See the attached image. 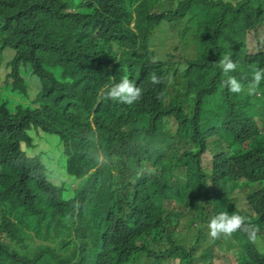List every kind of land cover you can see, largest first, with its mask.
<instances>
[{
    "label": "trees",
    "instance_id": "1",
    "mask_svg": "<svg viewBox=\"0 0 264 264\" xmlns=\"http://www.w3.org/2000/svg\"><path fill=\"white\" fill-rule=\"evenodd\" d=\"M260 26L264 0H0V264H214L219 246L264 264V43L245 46ZM124 76L132 105L105 98ZM32 130L58 137L62 182ZM222 212L247 221L206 248L180 239Z\"/></svg>",
    "mask_w": 264,
    "mask_h": 264
},
{
    "label": "rangeland",
    "instance_id": "2",
    "mask_svg": "<svg viewBox=\"0 0 264 264\" xmlns=\"http://www.w3.org/2000/svg\"><path fill=\"white\" fill-rule=\"evenodd\" d=\"M55 6H59L62 3H64L65 0H54ZM264 43V26H260L258 31L256 33L250 32L245 41V46L247 49V54L252 55L256 54V50L258 47ZM186 51L180 53L179 50H175V54L179 58H184L183 54ZM11 69V68H10ZM22 75L25 77V84L27 88L30 90V94L34 96L38 93L39 90L42 89L41 80L33 75L31 68H25L22 67ZM11 72V70H10ZM25 74V75H24ZM0 78H2V81L5 79V74H0ZM30 135L32 137V142H37V144H34L33 148L31 149L30 156L35 157L39 154L42 161H45V168H46V175L48 180L58 183L59 180L62 178V167L59 159L60 155V141L57 136L48 134L42 131H36L32 130L30 132ZM214 149L212 148L210 152H207L204 154L202 159V168L203 169H210L212 167L213 163V157H214ZM226 150V148H225ZM67 158L70 161H73L75 163V160L72 157V153H67ZM65 176V173H64ZM63 176V179H64ZM61 179V182L62 180ZM69 181H72V178L68 176L66 173L65 181L63 185L68 183ZM74 187L76 184H73ZM241 191H248L247 189H243ZM201 234L202 240L200 241L201 248H206L207 246L211 245L214 240L209 236V228L207 224H204L201 229H198L197 227L190 228L183 236L180 237L183 242L191 247L196 244L198 241V235ZM59 237L52 238V239H43L42 242L49 247H53L57 245L59 242ZM256 244L259 247H264V240L257 239ZM229 252H226V248L224 246H219V249L216 252V259L214 264H230L229 259ZM135 264H151L150 260L142 261L140 263Z\"/></svg>",
    "mask_w": 264,
    "mask_h": 264
},
{
    "label": "clouds",
    "instance_id": "3",
    "mask_svg": "<svg viewBox=\"0 0 264 264\" xmlns=\"http://www.w3.org/2000/svg\"><path fill=\"white\" fill-rule=\"evenodd\" d=\"M219 64L225 74L230 71H235L237 67L230 55H224L219 61ZM150 80L154 86L161 83V79L155 73L151 75ZM262 80H264V69H255L253 71L252 82L249 86V94L255 92ZM226 87H228L230 92L236 94L244 91L243 87L235 79V77L228 78L226 81ZM141 97L142 89L137 87V85L133 83L127 76H124L119 81V83L114 84L108 89L105 98H110L114 102L132 105L140 100ZM246 221L247 217L245 216L238 215L236 213L229 214L227 212H222L219 215L211 218L209 221V236L213 240L230 237L236 231L241 230L242 225L245 224ZM255 231H258V229H255Z\"/></svg>",
    "mask_w": 264,
    "mask_h": 264
}]
</instances>
